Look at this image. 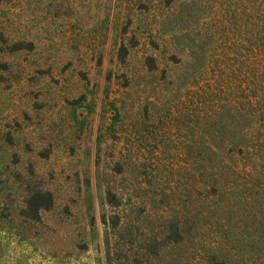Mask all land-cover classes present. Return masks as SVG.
<instances>
[{"label": "rangeland", "instance_id": "obj_1", "mask_svg": "<svg viewBox=\"0 0 264 264\" xmlns=\"http://www.w3.org/2000/svg\"><path fill=\"white\" fill-rule=\"evenodd\" d=\"M228 2L0 0V264H107L106 245L127 244L114 233L123 221L139 216L143 239L167 217L154 187L186 155L168 110L167 80L182 67L169 57L201 42L212 57L229 34ZM247 205L251 227L235 221ZM217 206L235 216L205 217L198 246L264 264V203Z\"/></svg>", "mask_w": 264, "mask_h": 264}, {"label": "trees", "instance_id": "obj_2", "mask_svg": "<svg viewBox=\"0 0 264 264\" xmlns=\"http://www.w3.org/2000/svg\"><path fill=\"white\" fill-rule=\"evenodd\" d=\"M227 4L231 27L224 35L220 18L224 42L221 39L212 57L203 42L196 50L188 46L182 61L174 58L175 52L169 57L174 69L182 67L181 75L174 71L167 80L168 110L183 124L186 155L177 163L179 171L170 173L162 187H154L152 201L170 203L167 217L148 229L143 239H139V216L123 221L114 233L125 237L127 244H113L112 253L106 245L107 264H159L162 248L167 258L161 264H228L217 243L198 246L204 218L215 215L214 220L223 218L227 224L235 215L218 203H264V0ZM180 85L183 89L178 92ZM111 218L110 227L115 228L119 218ZM254 220L255 210L248 205L244 216L235 219L245 227ZM262 224L256 222L264 233ZM260 237L255 241L251 237L246 246L257 248ZM223 238L220 248L226 251L230 236L223 233Z\"/></svg>", "mask_w": 264, "mask_h": 264}]
</instances>
